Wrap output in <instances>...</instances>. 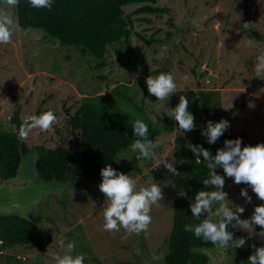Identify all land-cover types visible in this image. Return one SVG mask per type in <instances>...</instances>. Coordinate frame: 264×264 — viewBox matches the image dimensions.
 Returning <instances> with one entry per match:
<instances>
[{
    "label": "rangeland",
    "instance_id": "obj_1",
    "mask_svg": "<svg viewBox=\"0 0 264 264\" xmlns=\"http://www.w3.org/2000/svg\"><path fill=\"white\" fill-rule=\"evenodd\" d=\"M158 4L167 6L169 11L136 14L133 11L138 4L124 7L126 14L134 19L131 37L136 59L124 42L115 43L106 54L107 65L101 68L95 67L97 60L89 53L60 44L42 29L19 27L15 8L8 9L18 27L11 43L0 44L2 127L19 131L12 121L17 106H21L22 122L29 115L51 110L57 116L51 130L34 129L21 142L30 147L32 154L36 153L33 149L36 145L55 147L59 137L56 127L65 124L67 108L74 112L83 97L107 94L116 85L127 83L135 89L134 101L143 103L155 122H174L173 131L157 137L160 146L156 152L158 156H167L169 162H175L176 137L207 141L201 134L207 125L183 133L178 123L165 113L178 104L180 95L187 97L189 106L196 102L194 94L189 92L215 93L223 108H227L228 139L240 138L242 147L264 143V79L255 77L254 72L257 56L264 53V0H158ZM248 40L254 41L255 46L247 47ZM161 72L174 73L178 87L185 90L173 94L168 101H158L148 92L146 78ZM184 76L188 77L187 81ZM127 107L133 110L131 104ZM66 133L70 137L69 131ZM133 155L131 148L124 151L119 164L129 165ZM140 167L141 172L125 174L138 187L156 183L163 191V200L152 206L147 234H132L124 240L123 229L105 231L102 209L105 197L98 187L101 182L88 186L86 178L69 177L58 184V192L50 193L39 205L44 216L41 233L45 237V249L16 245L6 249V254H13L21 264H55L53 256L62 254L58 243L61 238L65 243H75L74 255L90 251L86 264H94V257L103 264H143L135 246L150 256L168 252L176 178L163 164L154 168L155 163L147 159L140 162ZM225 185L228 199L245 208L240 214L242 219H249L255 206L264 204L248 185L236 184L226 176ZM242 188L248 189L251 202L241 196ZM228 226L238 238H246L243 247L231 249L233 264H249L248 258L254 252L249 248L257 242L264 246V239ZM260 231L255 226V232ZM238 254L244 258L238 259ZM3 256L0 264H5Z\"/></svg>",
    "mask_w": 264,
    "mask_h": 264
},
{
    "label": "trees",
    "instance_id": "obj_2",
    "mask_svg": "<svg viewBox=\"0 0 264 264\" xmlns=\"http://www.w3.org/2000/svg\"><path fill=\"white\" fill-rule=\"evenodd\" d=\"M138 4L133 13L161 14L169 11L167 6L158 4V0H54L51 10L32 8L29 0H19L15 7L17 23L21 28L42 29L48 36L57 39L62 45L74 46L82 53H89L97 60L96 68L107 65L106 54L111 45L124 42L129 54L136 59L132 44L134 19L126 14L125 6ZM133 86L127 83L116 85L107 94L83 97L78 108L71 112L66 109L65 124L56 127L59 133L55 147L36 145L37 167L40 176L46 180L56 177L59 181L66 178H86L88 186L102 181L101 169L111 164L118 172H141L138 153H134L131 162L122 166L115 159L131 148L136 138L132 124L136 119L143 120L148 126V137L153 141L163 133L174 130V122L164 124L155 122L147 113L144 104L133 99ZM194 94L196 102L189 110L194 115L195 125H207L209 120L218 122L225 119L226 111L215 93L205 90L189 92ZM131 104L133 110L127 105ZM12 121L19 128L22 124L21 106L14 110ZM69 131V135L66 132ZM228 140L227 131L214 144L208 141H188L178 136L175 139V167L180 175H175V196L173 225L168 240L169 253L165 264H206L207 256L193 251L195 247L211 246L210 242L198 239L194 232L186 231L185 225L199 223L191 213L190 201L199 190L205 189L203 179L207 178L206 162L188 147L202 145L211 151L224 147ZM30 152L27 144H22L18 131L6 130L0 119V180L16 175L22 153ZM223 169H217V173ZM180 190L186 192L181 197ZM1 248L12 246H31L45 249V237L36 224L19 215L0 216ZM88 251H82L86 256ZM5 264H21L13 255L5 254ZM94 264H103L94 257Z\"/></svg>",
    "mask_w": 264,
    "mask_h": 264
},
{
    "label": "clouds",
    "instance_id": "obj_3",
    "mask_svg": "<svg viewBox=\"0 0 264 264\" xmlns=\"http://www.w3.org/2000/svg\"><path fill=\"white\" fill-rule=\"evenodd\" d=\"M53 2L54 0H29L30 6L36 9L51 10ZM18 5L19 0H0V44L11 43L17 30L18 26L8 9ZM244 27L246 28L247 25L245 24ZM246 46L254 47V41L248 40ZM254 72L255 77L264 79V53L257 56ZM183 79L187 81L188 77L184 76ZM146 84L148 92L158 101H168L173 94L185 90L178 87L175 74L171 72L150 75L146 78ZM188 106L187 97L180 95L178 104L165 112L178 123V129L183 133L193 131L196 127L194 115ZM56 122L57 116L51 110L39 115H29L19 127L18 138L27 140L34 129L42 132L50 131ZM229 127V121L226 119L218 122L209 120L201 134L207 138L209 144H214ZM131 128L136 137L131 144V151L138 153V160L153 161L154 168H159L163 164L169 172L180 175L175 162H169L167 156H158L156 149L160 146V141L149 139L148 126L143 120L136 119ZM241 145L240 138L225 140L224 147L218 149L215 155L202 145H188L196 155V163L200 162L201 157L206 162L208 175L206 179H203L205 189L196 192L190 201L192 216L199 223L185 225V230L194 232L198 239L210 242L220 251L243 247L246 243L245 237L234 239L233 232L228 230L230 224L246 231L249 236L259 235L261 239H264V204L255 206L249 219H242L240 214L245 211V208L233 204L228 199V193L224 191L226 176L234 179L236 184L248 185L257 198L264 201V143L243 147ZM120 159L115 160L119 163ZM217 169H223L224 175L218 174ZM100 175L102 181L98 187L105 197L102 208L103 229L108 232H119L123 229L125 235L122 239L124 240L132 234H147L152 222V206L163 200L161 186L149 183L147 186L138 187L129 174L118 172L111 164L104 166ZM178 194L181 197L186 196L184 190H180ZM241 196L251 202L252 197L248 194L247 188L241 189ZM255 226L260 227L259 233L255 232ZM58 243L62 254L53 256L55 264H84L83 254H73L74 242L65 243L61 238ZM252 247L254 252L248 258L249 264H264V246L256 247L254 244ZM137 254H140L139 249ZM161 259H163L162 255L153 254L152 256L154 261Z\"/></svg>",
    "mask_w": 264,
    "mask_h": 264
},
{
    "label": "water",
    "instance_id": "obj_4",
    "mask_svg": "<svg viewBox=\"0 0 264 264\" xmlns=\"http://www.w3.org/2000/svg\"><path fill=\"white\" fill-rule=\"evenodd\" d=\"M37 153H22L21 161L16 175L2 179L0 182V216L19 215L24 219L37 225L39 231L44 222V216L39 211L42 200L47 199L52 192H58L60 182L56 177L46 180L40 176ZM221 175V171L219 172ZM59 182V183H58ZM227 185H224L226 191ZM228 230L231 231L228 226ZM234 239H239L234 235ZM169 248V246H168ZM140 250L139 256L143 264H165L168 252H161L163 259L152 260V256L143 249L135 246V250ZM230 249V248H229ZM229 249L220 251L216 246H201L193 248V251L200 252L207 256L206 264H233L234 256ZM192 264V263H189Z\"/></svg>",
    "mask_w": 264,
    "mask_h": 264
},
{
    "label": "flooded vegetation",
    "instance_id": "obj_5",
    "mask_svg": "<svg viewBox=\"0 0 264 264\" xmlns=\"http://www.w3.org/2000/svg\"><path fill=\"white\" fill-rule=\"evenodd\" d=\"M251 243H255V242H252V241H251ZM211 245H213V244H211ZM260 246H263V245H262L261 243L257 242L256 247H260ZM231 249H232V248L229 249L230 252H231ZM249 249H250L251 251H254V248H253V247H252V248H249ZM237 258L240 259V260H242V259L244 258V255H243V254H241V255L238 254V255H237Z\"/></svg>",
    "mask_w": 264,
    "mask_h": 264
},
{
    "label": "built area",
    "instance_id": "obj_6",
    "mask_svg": "<svg viewBox=\"0 0 264 264\" xmlns=\"http://www.w3.org/2000/svg\"><path fill=\"white\" fill-rule=\"evenodd\" d=\"M1 246H2V240H0V256L6 254V249H5V248H1ZM24 259H25V258H24Z\"/></svg>",
    "mask_w": 264,
    "mask_h": 264
}]
</instances>
